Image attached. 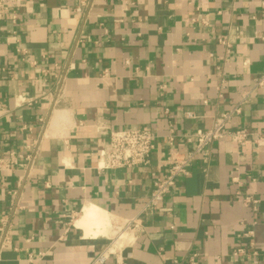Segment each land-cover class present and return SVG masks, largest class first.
Segmentation results:
<instances>
[{"label":"crops","instance_id":"1","mask_svg":"<svg viewBox=\"0 0 264 264\" xmlns=\"http://www.w3.org/2000/svg\"><path fill=\"white\" fill-rule=\"evenodd\" d=\"M17 3L0 19V155H22L0 172V264H92L109 245L104 264H264V0ZM238 106L228 129L245 142L197 157L129 240L78 224L91 205L115 224L135 217L172 129L187 152V135ZM121 128L157 134L149 165L102 168Z\"/></svg>","mask_w":264,"mask_h":264},{"label":"built area","instance_id":"2","mask_svg":"<svg viewBox=\"0 0 264 264\" xmlns=\"http://www.w3.org/2000/svg\"><path fill=\"white\" fill-rule=\"evenodd\" d=\"M17 0L6 1L0 0V19L6 14H15V6H17ZM14 19L16 16L13 17ZM219 42L226 45L229 51L231 43L225 38H221ZM255 86L264 88V76L256 79ZM249 91L245 92L243 98L246 99L249 95ZM1 109V105H0ZM240 106L236 107L232 111L221 113L217 115L211 127L198 128L193 135H187L186 141L189 144L187 152H181L176 145L177 136L172 129V132L166 137L169 144V153L160 159L158 169L152 173L153 175V188L150 195L145 199L142 207L138 211L137 215L132 218L119 222L125 229V232L133 230L140 226V221L143 217L153 214L158 207L164 202L166 196L171 192L174 186L177 184L179 176H187L190 174V167L192 163L199 156L208 157L210 147L217 141L231 136L235 141L243 144L247 138L248 133L244 130H232L228 129L234 113H239ZM166 113H169V109H166ZM186 117L194 118V113L191 111L186 112ZM100 130L106 129V126L100 125ZM157 134L150 129L142 128H121L110 129L109 140L104 143L100 150V156L103 158V167L105 169H119V168H133L149 165L152 161L153 152L156 148ZM263 138H258V141ZM22 156V155H21ZM16 151H11L7 155H0V172L11 171L20 165L19 158L21 157ZM236 180V179H234ZM17 195V192L14 193ZM243 203L252 204L254 208L257 207L258 199L251 195L242 196L240 199ZM75 214H69L66 216L70 226L75 219ZM2 224L6 223L5 218H1ZM252 234L253 231H249ZM4 233L0 242V253L6 247L7 238ZM254 248V247H253ZM251 248V252L257 255L256 250ZM112 248L111 245L106 247L92 262V264H104L110 254ZM244 253L243 248L236 249L235 255ZM196 256V255H194ZM191 258V263H195V258ZM256 263V261H254Z\"/></svg>","mask_w":264,"mask_h":264},{"label":"bare ground","instance_id":"3","mask_svg":"<svg viewBox=\"0 0 264 264\" xmlns=\"http://www.w3.org/2000/svg\"><path fill=\"white\" fill-rule=\"evenodd\" d=\"M51 125H52V123H51ZM47 126H49V125H47ZM101 213H102L101 210H99L96 206H92L91 205L90 207H87L84 210L83 215L81 216V219H79V221H78V224L79 225H83L85 227H90L93 224H96L97 232H95L94 235H96L97 233L103 231L102 229L108 230L107 228L112 226V223H111L112 220L110 222L109 219L107 217H104ZM90 230L92 231V228H90ZM124 233L125 232H122L121 235L124 234ZM129 239H130L129 236H127L126 237V241L129 240ZM123 240H125V239H123Z\"/></svg>","mask_w":264,"mask_h":264},{"label":"rangeland","instance_id":"4","mask_svg":"<svg viewBox=\"0 0 264 264\" xmlns=\"http://www.w3.org/2000/svg\"><path fill=\"white\" fill-rule=\"evenodd\" d=\"M112 226L110 227V236L115 238L117 243H122L123 241H126V237L128 236L125 232V229L122 227L121 224H118L115 222H112ZM122 232H125L124 234L121 235ZM125 239V240H123Z\"/></svg>","mask_w":264,"mask_h":264}]
</instances>
